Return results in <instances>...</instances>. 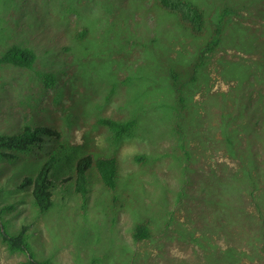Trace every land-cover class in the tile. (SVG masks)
<instances>
[{"label": "rangeland", "instance_id": "374dc122", "mask_svg": "<svg viewBox=\"0 0 264 264\" xmlns=\"http://www.w3.org/2000/svg\"><path fill=\"white\" fill-rule=\"evenodd\" d=\"M188 1L201 32L158 0H0V57L36 54L0 63V135L39 130L0 150V264H32L3 231L53 264H264V0ZM53 152L40 210L23 181ZM111 157L113 186L94 167Z\"/></svg>", "mask_w": 264, "mask_h": 264}, {"label": "trees", "instance_id": "16d2710c", "mask_svg": "<svg viewBox=\"0 0 264 264\" xmlns=\"http://www.w3.org/2000/svg\"><path fill=\"white\" fill-rule=\"evenodd\" d=\"M161 7L171 13L176 14L180 21L187 24L194 32H201L204 25V13L199 9L197 5L188 0H158ZM221 20L217 23L218 26L215 28V35L213 38L202 48L198 61H202L204 57L215 47L219 42V33L221 29ZM85 36V34H80V37ZM36 60V54L34 51L14 45L7 49L0 57V63L13 64L23 67H31V65ZM100 123L108 126L110 130L116 135L120 136L124 133L129 132L135 121H116L110 118H101ZM39 130H29L27 129L24 134H14V135H0V150L2 149H12V148H25L29 144L34 142L37 138L36 132ZM57 160L56 153H51L45 160L44 164L39 169L35 177H26L23 183L33 184L32 191V204L38 207L40 210H48L55 204V200L52 198L51 191L48 189L50 185V180L48 179V174L53 168L54 161ZM116 160L111 158H99L94 162V167L96 168L99 176L107 185L113 186L117 179V166ZM92 160L90 156H84L77 160L76 165L72 169V174L76 176V186L75 190L78 192L82 191V187L85 186V176L88 170L92 168ZM72 174L68 180L73 179ZM4 240L7 242L11 250H20L28 252L33 258L29 245L24 237L23 231L18 235H9L6 232H2ZM137 239H142L147 236L145 227L141 226L137 229L135 234ZM30 263L32 264H53L49 260H36L32 259Z\"/></svg>", "mask_w": 264, "mask_h": 264}]
</instances>
